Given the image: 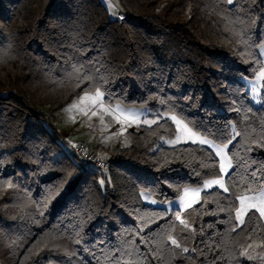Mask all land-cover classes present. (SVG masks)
<instances>
[{
	"label": "trees",
	"instance_id": "obj_1",
	"mask_svg": "<svg viewBox=\"0 0 264 264\" xmlns=\"http://www.w3.org/2000/svg\"><path fill=\"white\" fill-rule=\"evenodd\" d=\"M117 3L126 21L103 0H0V264H264L253 258L263 217H236L239 197L264 187V80L258 106L246 83L264 69V0ZM97 89L165 116L127 129L105 158L89 148L106 172L64 151L51 128ZM170 115L203 136L211 123L217 144L234 138L228 191L185 211L142 193L172 201L220 176V160L199 144H162L177 133Z\"/></svg>",
	"mask_w": 264,
	"mask_h": 264
},
{
	"label": "rangeland",
	"instance_id": "obj_2",
	"mask_svg": "<svg viewBox=\"0 0 264 264\" xmlns=\"http://www.w3.org/2000/svg\"><path fill=\"white\" fill-rule=\"evenodd\" d=\"M103 2L107 7L110 16L116 19L117 13L120 11L117 0H103ZM259 53L264 64V45L260 46ZM262 71H264V69ZM261 72L256 78L246 80L247 88L251 94V98L254 104L257 106L261 104V93L263 89L264 76H261ZM95 94L96 91L88 92L73 100L58 113L56 120L53 121L51 128L60 134V142L64 151L72 153L71 145L85 143L89 146V148L99 149L100 156L105 158L107 157V153L105 151L107 148L113 147L120 142L123 145H127V141L122 137L127 129L141 124L151 126L153 124H145L143 121L147 119L149 121L156 120V122H158L163 117H165L161 114H154L147 108L143 107L125 106L120 103L109 104L105 101L104 95L100 99L94 100L93 98L95 97ZM93 112L96 114L93 115ZM130 115H135L138 118L135 120L125 119V117ZM172 116L173 115L169 116L170 119ZM177 119L180 120L179 118ZM180 121L181 125L179 126V131L176 122L173 121L177 128L175 137L164 139L162 144L168 147L189 143L202 145L199 141L201 138H203V135L191 129V132L195 135L190 136L184 131V125L187 124L182 120ZM187 128L190 129L188 125ZM177 137H179V139H177ZM193 140L196 142L193 143ZM202 146L210 148L207 144H203ZM210 149L216 154V148L214 146ZM217 157L219 158L220 163L223 160V163L225 164V170L220 174V176L208 179L205 182L209 180L223 179L226 187V177L232 170V162L228 154V148L223 150V157ZM204 183L198 187L184 188L178 198L165 203L159 202L145 192L142 193V199L148 205L162 207L167 209L169 212L173 209L185 211L200 203L203 192H207L215 188L221 189L215 184H213L211 188H204ZM185 189H188L187 195L185 194ZM196 190H199L200 195L193 199ZM242 197L245 198L243 201L245 212L240 219H237L240 226L243 224L246 215L250 210H257L261 206V200L264 199V187L258 192L248 193ZM153 201H155V203ZM189 201L192 202V205L191 207H186L185 204ZM170 202L172 203L170 204ZM251 205H256V207H251ZM240 207L241 200L239 203V208ZM262 217L264 219V216ZM244 255H246V252ZM253 258L263 259L264 254L255 253Z\"/></svg>",
	"mask_w": 264,
	"mask_h": 264
},
{
	"label": "snow or ice",
	"instance_id": "obj_3",
	"mask_svg": "<svg viewBox=\"0 0 264 264\" xmlns=\"http://www.w3.org/2000/svg\"><path fill=\"white\" fill-rule=\"evenodd\" d=\"M227 4L228 5H232L233 4V0H227ZM261 76H264V71L261 72ZM109 95H111V93H109ZM102 96H103V93L100 92L99 89H97L96 90L95 97L93 99L94 100L100 99ZM85 98H87V97H85ZM82 99H84V98H82ZM85 114H87V113H85ZM95 114L96 113L93 112V115H95ZM137 118L138 117L135 116V115H130V116L125 117V119H129V120H135ZM171 119L176 122V124L178 126V131H179V126L181 125V121L178 120L176 116H172ZM143 123H145V124H155L156 123V120L149 121V120L145 119L143 121ZM225 127H227V125ZM184 131L187 134H189L190 136L191 135H195L194 133L191 132V129H188L187 128V125H184ZM203 133H204V136H203V138L200 139L199 142L202 145L203 144H207L210 148L214 146L216 148V155L217 156L223 157V150L225 148H228L230 144H233V139L234 138L233 139H229L227 136L222 137L223 139H227L228 140L227 143H224L222 145L221 144H215V140L216 139H220L221 137L216 136L214 134V132L212 131L211 123L209 124L208 127L203 128ZM210 136L212 137V139H208V137H210ZM177 139H179V137H177ZM192 142L195 143L196 141L193 140ZM224 170H225V164L223 163V160H222V162L220 163V173H223ZM100 183H101V185H103L104 181L101 180ZM213 184L218 185L225 192L228 191V188L225 187V184L223 182V179L209 180V181H207V182L204 183V188H211ZM187 193H188V189H185V194L187 195ZM199 195H200L199 190H196L195 193H194L193 199H195ZM239 199L241 200V207L236 210V217H237V219H240L241 216L245 212V207H244V203H243V201H244L245 198L244 197H239ZM153 202L155 203V201H153ZM161 203H163V201H161ZM171 203L172 202H170V204ZM191 205H192V202L191 201H189V202H187L185 204L186 207H191ZM251 207H256V205H251ZM166 211H167V209H166ZM174 211H175L176 219L180 220V212L178 210H174ZM257 211H259V213H260L261 216H264V199L261 200V206L257 209ZM241 222H243V221H241ZM181 223H184V221L181 220ZM169 239H171V237H169ZM172 243L173 244H176V241L173 239L172 240ZM184 251L187 252L188 249L185 248ZM248 258L249 259H252V257H248Z\"/></svg>",
	"mask_w": 264,
	"mask_h": 264
},
{
	"label": "built area",
	"instance_id": "obj_4",
	"mask_svg": "<svg viewBox=\"0 0 264 264\" xmlns=\"http://www.w3.org/2000/svg\"><path fill=\"white\" fill-rule=\"evenodd\" d=\"M117 18L120 21H126L127 19L130 18V16L120 10L117 13ZM71 152L77 154L82 159L83 164L85 166L96 168L101 172L107 171V167H108L107 163L103 160L94 157L91 154L89 146L87 144L80 143V144L71 145Z\"/></svg>",
	"mask_w": 264,
	"mask_h": 264
}]
</instances>
